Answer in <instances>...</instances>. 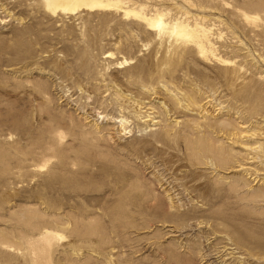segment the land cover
Segmentation results:
<instances>
[{
	"label": "rangeland",
	"instance_id": "rangeland-1",
	"mask_svg": "<svg viewBox=\"0 0 264 264\" xmlns=\"http://www.w3.org/2000/svg\"><path fill=\"white\" fill-rule=\"evenodd\" d=\"M121 4L0 0V264H264V0Z\"/></svg>",
	"mask_w": 264,
	"mask_h": 264
},
{
	"label": "bare ground",
	"instance_id": "bare-ground-1",
	"mask_svg": "<svg viewBox=\"0 0 264 264\" xmlns=\"http://www.w3.org/2000/svg\"><path fill=\"white\" fill-rule=\"evenodd\" d=\"M48 10L56 12L57 9H62L63 12L75 14L82 9H115L124 13L125 16H135L143 20L149 29L158 33L171 32L178 36H183L186 39L199 37L195 28L179 21L174 23L166 22L165 14L161 12L153 13L152 15L143 14L142 10L137 8H127L121 3L122 0H45ZM204 48V47H203ZM199 49V48H198ZM202 50V48H201ZM206 50V49H205ZM202 52V51H201ZM201 52L199 54H201ZM151 119V118H150ZM126 120L125 118L121 119Z\"/></svg>",
	"mask_w": 264,
	"mask_h": 264
}]
</instances>
